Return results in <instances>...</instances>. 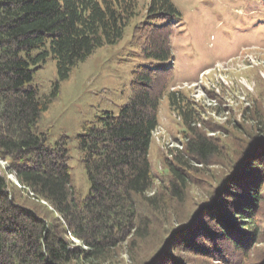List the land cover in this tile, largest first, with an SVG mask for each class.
<instances>
[{
    "label": "trees",
    "instance_id": "obj_1",
    "mask_svg": "<svg viewBox=\"0 0 264 264\" xmlns=\"http://www.w3.org/2000/svg\"><path fill=\"white\" fill-rule=\"evenodd\" d=\"M181 15L172 0H0V264H119L123 248L134 264H264V119L252 117L256 128L234 135L230 149L198 127L195 101L171 89ZM128 28L145 63L132 72L119 113L95 116L77 137L90 182L83 194L63 141L52 146L39 123L60 82ZM50 56L58 80L45 94L32 82ZM164 99L185 141L155 174L150 148ZM215 162L223 173L209 202L192 208L189 188ZM175 203L194 211L193 222L173 215ZM157 231L160 243L150 244Z\"/></svg>",
    "mask_w": 264,
    "mask_h": 264
},
{
    "label": "rangeland",
    "instance_id": "obj_2",
    "mask_svg": "<svg viewBox=\"0 0 264 264\" xmlns=\"http://www.w3.org/2000/svg\"><path fill=\"white\" fill-rule=\"evenodd\" d=\"M139 1L144 5L150 0ZM172 1L182 15L175 24L172 38L177 64L171 89L183 91L195 101L200 113L198 127L204 128L210 136L227 140L230 149L234 135L243 134L244 129L256 128L257 121H250L252 117L264 119V0ZM132 37L128 28L119 43L98 48L76 67L68 79L60 82L58 98L53 100L39 123L52 146L63 141L70 155L73 183L83 194L89 192L90 182L80 162L77 137L84 124L94 120L95 116L104 111L117 115L129 101L132 72L137 65L145 63L133 55L139 49L131 46ZM57 80L56 61L50 56L43 67L34 72L32 84L50 94ZM159 119L150 148L155 174L163 169L170 149H182L185 141L182 119L171 110L168 99L161 104ZM219 162L206 168L204 176H195L189 188V199H194L192 208L199 200L208 198L209 202L215 176L223 173ZM9 179L14 181L11 175ZM161 185V181L156 180L155 189L159 190ZM225 190L227 187H223L222 191ZM185 209L181 212L176 203L170 206L173 215L178 210L181 212L179 219L193 222L194 211L183 207ZM155 236L158 237L150 238V244L160 243L162 233L157 231ZM261 246H264V236ZM147 248L146 254H150L153 248L151 245ZM123 249L119 250L122 254L118 263L134 264Z\"/></svg>",
    "mask_w": 264,
    "mask_h": 264
}]
</instances>
